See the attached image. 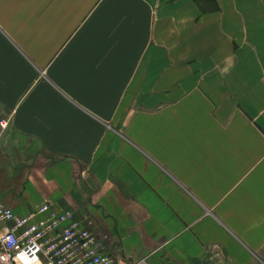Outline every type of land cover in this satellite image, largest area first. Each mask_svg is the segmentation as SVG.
Listing matches in <instances>:
<instances>
[{
	"label": "crops",
	"instance_id": "crops-1",
	"mask_svg": "<svg viewBox=\"0 0 264 264\" xmlns=\"http://www.w3.org/2000/svg\"><path fill=\"white\" fill-rule=\"evenodd\" d=\"M43 202L112 256L264 264V0H0V204Z\"/></svg>",
	"mask_w": 264,
	"mask_h": 264
},
{
	"label": "built area",
	"instance_id": "built-area-1",
	"mask_svg": "<svg viewBox=\"0 0 264 264\" xmlns=\"http://www.w3.org/2000/svg\"><path fill=\"white\" fill-rule=\"evenodd\" d=\"M0 264L147 263L105 253L87 222L43 202L23 214L0 204Z\"/></svg>",
	"mask_w": 264,
	"mask_h": 264
}]
</instances>
